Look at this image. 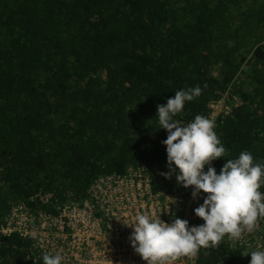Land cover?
<instances>
[{
	"label": "trees",
	"instance_id": "trees-1",
	"mask_svg": "<svg viewBox=\"0 0 264 264\" xmlns=\"http://www.w3.org/2000/svg\"><path fill=\"white\" fill-rule=\"evenodd\" d=\"M229 86L239 103L209 138L222 150L205 182L264 195V0H0V223L37 192L63 202L138 164L182 185L185 124ZM225 233L197 237V264H264ZM36 256L0 237V264H56Z\"/></svg>",
	"mask_w": 264,
	"mask_h": 264
},
{
	"label": "built area",
	"instance_id": "built-area-1",
	"mask_svg": "<svg viewBox=\"0 0 264 264\" xmlns=\"http://www.w3.org/2000/svg\"><path fill=\"white\" fill-rule=\"evenodd\" d=\"M238 103L229 86L209 101L207 115L185 124L182 152L194 161L182 185L138 164L99 175L83 195L63 202L37 192L11 206L0 237L27 238L35 258L48 256L56 264H197V237L220 226L229 248L244 257L264 255V217L254 208L264 195L238 178L210 191L204 178L222 150L209 138Z\"/></svg>",
	"mask_w": 264,
	"mask_h": 264
}]
</instances>
